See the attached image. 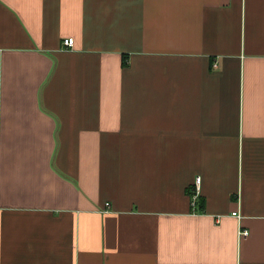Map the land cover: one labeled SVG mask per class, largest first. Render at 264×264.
I'll return each instance as SVG.
<instances>
[{
    "label": "crops",
    "instance_id": "0c3cea01",
    "mask_svg": "<svg viewBox=\"0 0 264 264\" xmlns=\"http://www.w3.org/2000/svg\"><path fill=\"white\" fill-rule=\"evenodd\" d=\"M0 264H264V0H0Z\"/></svg>",
    "mask_w": 264,
    "mask_h": 264
},
{
    "label": "built area",
    "instance_id": "2783aa9c",
    "mask_svg": "<svg viewBox=\"0 0 264 264\" xmlns=\"http://www.w3.org/2000/svg\"><path fill=\"white\" fill-rule=\"evenodd\" d=\"M73 44H74V38L71 37V38L64 39V45L65 46H72ZM200 183H201V177L199 176L196 179V186H197L196 187V193H199L200 192V189H201ZM196 196L197 195H195V197H194L195 198V201H196ZM195 201L193 202L194 205L196 203ZM232 215L235 216V217H237L239 219V221L242 218V215L239 213V211L232 212ZM249 234H250V231L248 229H245V228H242L241 227V229L239 231V235L240 236H246V235H249Z\"/></svg>",
    "mask_w": 264,
    "mask_h": 264
}]
</instances>
